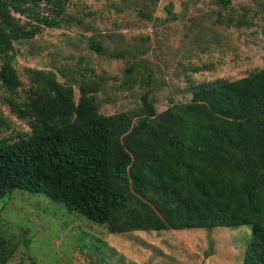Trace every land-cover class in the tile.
Wrapping results in <instances>:
<instances>
[{"label":"trees","instance_id":"1","mask_svg":"<svg viewBox=\"0 0 264 264\" xmlns=\"http://www.w3.org/2000/svg\"><path fill=\"white\" fill-rule=\"evenodd\" d=\"M38 1L0 0V100L29 127L0 137V198L41 193L110 233L248 225L241 264H264V69L190 85L188 101L159 112L144 92L138 109L103 115L94 80L74 100L53 71L24 67L20 99L13 42L40 30L19 17ZM10 244L0 237L1 262Z\"/></svg>","mask_w":264,"mask_h":264},{"label":"rangeland","instance_id":"2","mask_svg":"<svg viewBox=\"0 0 264 264\" xmlns=\"http://www.w3.org/2000/svg\"><path fill=\"white\" fill-rule=\"evenodd\" d=\"M21 20L40 25L13 42L14 67L47 69L59 82L94 80L97 111L131 112L144 92L156 112L189 100L188 87L264 69V0H40ZM18 16V14H14ZM52 16L57 26L43 25ZM101 46L96 53L88 47ZM0 137L29 130L0 100ZM248 225L161 228L110 233L47 200L12 189L0 198V237L10 253L0 264H241Z\"/></svg>","mask_w":264,"mask_h":264}]
</instances>
